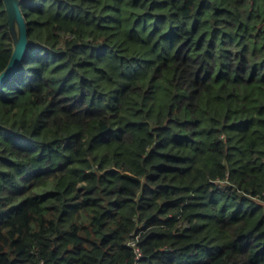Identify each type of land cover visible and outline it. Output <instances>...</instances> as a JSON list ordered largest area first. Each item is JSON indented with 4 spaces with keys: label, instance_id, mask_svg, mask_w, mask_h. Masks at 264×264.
I'll use <instances>...</instances> for the list:
<instances>
[{
    "label": "trees",
    "instance_id": "obj_1",
    "mask_svg": "<svg viewBox=\"0 0 264 264\" xmlns=\"http://www.w3.org/2000/svg\"><path fill=\"white\" fill-rule=\"evenodd\" d=\"M20 7L0 264H264V0Z\"/></svg>",
    "mask_w": 264,
    "mask_h": 264
},
{
    "label": "water",
    "instance_id": "obj_2",
    "mask_svg": "<svg viewBox=\"0 0 264 264\" xmlns=\"http://www.w3.org/2000/svg\"><path fill=\"white\" fill-rule=\"evenodd\" d=\"M9 16V23L16 40L14 50L7 67L0 74V84L5 81L17 68L24 57L26 47L28 46L27 23L22 13L21 0H3ZM16 28V29H15ZM15 30H17L15 32Z\"/></svg>",
    "mask_w": 264,
    "mask_h": 264
},
{
    "label": "rangeland",
    "instance_id": "obj_3",
    "mask_svg": "<svg viewBox=\"0 0 264 264\" xmlns=\"http://www.w3.org/2000/svg\"><path fill=\"white\" fill-rule=\"evenodd\" d=\"M16 29V28H15ZM17 30H15V32H16Z\"/></svg>",
    "mask_w": 264,
    "mask_h": 264
}]
</instances>
